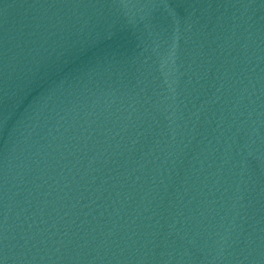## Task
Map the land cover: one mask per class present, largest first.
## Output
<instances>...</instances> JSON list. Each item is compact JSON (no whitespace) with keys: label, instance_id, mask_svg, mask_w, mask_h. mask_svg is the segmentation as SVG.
Returning <instances> with one entry per match:
<instances>
[{"label":"water","instance_id":"95a60500","mask_svg":"<svg viewBox=\"0 0 264 264\" xmlns=\"http://www.w3.org/2000/svg\"><path fill=\"white\" fill-rule=\"evenodd\" d=\"M0 264H264V0H0Z\"/></svg>","mask_w":264,"mask_h":264}]
</instances>
